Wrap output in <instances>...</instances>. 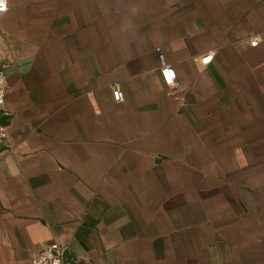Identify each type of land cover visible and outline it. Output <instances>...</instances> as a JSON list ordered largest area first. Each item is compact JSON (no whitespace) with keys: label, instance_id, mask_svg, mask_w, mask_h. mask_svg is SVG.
Masks as SVG:
<instances>
[{"label":"crops","instance_id":"1","mask_svg":"<svg viewBox=\"0 0 264 264\" xmlns=\"http://www.w3.org/2000/svg\"><path fill=\"white\" fill-rule=\"evenodd\" d=\"M2 65L0 264H264V0H7Z\"/></svg>","mask_w":264,"mask_h":264},{"label":"built area","instance_id":"2","mask_svg":"<svg viewBox=\"0 0 264 264\" xmlns=\"http://www.w3.org/2000/svg\"><path fill=\"white\" fill-rule=\"evenodd\" d=\"M7 11V0H4L3 10L0 13ZM261 43V38L259 35H254L248 37L242 41L235 43V47L239 51L246 49H252L257 47ZM159 59L162 60V56L158 55ZM212 59V55H207L201 59V65H207ZM7 65H2L0 67V118L5 115V100H6V90H7V77L5 74V69ZM160 72L162 79L166 86L173 88L176 85L175 73L174 71L166 65L161 66ZM112 98L116 103H121L124 101V95L118 83H115L111 87ZM8 139L7 126H4L0 121V149L5 145ZM63 248L56 244L44 245L40 250L32 255L29 264H67L62 259Z\"/></svg>","mask_w":264,"mask_h":264},{"label":"water","instance_id":"3","mask_svg":"<svg viewBox=\"0 0 264 264\" xmlns=\"http://www.w3.org/2000/svg\"><path fill=\"white\" fill-rule=\"evenodd\" d=\"M7 115H3L0 118L1 123L4 126H7L8 122H7ZM62 259L65 263L67 264H76L75 259L73 258V256H70L67 250H63V254H62Z\"/></svg>","mask_w":264,"mask_h":264},{"label":"clouds","instance_id":"4","mask_svg":"<svg viewBox=\"0 0 264 264\" xmlns=\"http://www.w3.org/2000/svg\"><path fill=\"white\" fill-rule=\"evenodd\" d=\"M3 3H4V0H0V10H3Z\"/></svg>","mask_w":264,"mask_h":264}]
</instances>
